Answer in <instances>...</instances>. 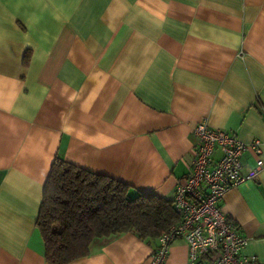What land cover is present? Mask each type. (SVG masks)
I'll list each match as a JSON object with an SVG mask.
<instances>
[{"label": "crops", "instance_id": "1", "mask_svg": "<svg viewBox=\"0 0 264 264\" xmlns=\"http://www.w3.org/2000/svg\"><path fill=\"white\" fill-rule=\"evenodd\" d=\"M200 121L264 160V0H0V264H47L56 158L172 201ZM220 208L264 264V169ZM156 246L125 233L69 264H149ZM187 259L177 239L163 264Z\"/></svg>", "mask_w": 264, "mask_h": 264}, {"label": "trees", "instance_id": "2", "mask_svg": "<svg viewBox=\"0 0 264 264\" xmlns=\"http://www.w3.org/2000/svg\"><path fill=\"white\" fill-rule=\"evenodd\" d=\"M179 222L172 201L134 192L124 183L56 158L43 188L36 225L46 263L69 264L88 256L96 240L132 233L154 244Z\"/></svg>", "mask_w": 264, "mask_h": 264}, {"label": "built area", "instance_id": "3", "mask_svg": "<svg viewBox=\"0 0 264 264\" xmlns=\"http://www.w3.org/2000/svg\"><path fill=\"white\" fill-rule=\"evenodd\" d=\"M196 143L189 174L174 189L172 205L180 222L161 234L149 264H163L171 243L182 240L188 250L186 264H262L241 255L248 239L237 232L220 208L225 193L247 180H256L264 169L260 142L244 144L229 132L209 128L204 121L192 128ZM250 149L256 165L241 176L240 157ZM218 158H215V155Z\"/></svg>", "mask_w": 264, "mask_h": 264}, {"label": "rangeland", "instance_id": "4", "mask_svg": "<svg viewBox=\"0 0 264 264\" xmlns=\"http://www.w3.org/2000/svg\"><path fill=\"white\" fill-rule=\"evenodd\" d=\"M90 251H91V248H90Z\"/></svg>", "mask_w": 264, "mask_h": 264}]
</instances>
